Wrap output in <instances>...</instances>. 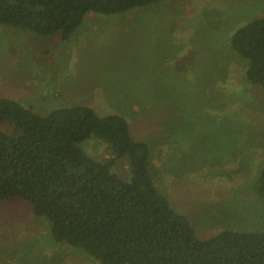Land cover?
<instances>
[{
  "label": "rangeland",
  "instance_id": "374dc122",
  "mask_svg": "<svg viewBox=\"0 0 264 264\" xmlns=\"http://www.w3.org/2000/svg\"><path fill=\"white\" fill-rule=\"evenodd\" d=\"M264 16V0H164L117 14L87 12L63 40L0 24V95L39 114L87 105L120 114L151 151L158 190L200 238L264 230V96L229 47ZM94 159L106 142L80 144ZM125 160L113 170L125 177ZM0 264H98L50 237L20 198L0 202Z\"/></svg>",
  "mask_w": 264,
  "mask_h": 264
},
{
  "label": "trees",
  "instance_id": "16d2710c",
  "mask_svg": "<svg viewBox=\"0 0 264 264\" xmlns=\"http://www.w3.org/2000/svg\"><path fill=\"white\" fill-rule=\"evenodd\" d=\"M164 0H0V24L63 40L87 12L117 14ZM229 47L244 79L264 96V16L234 30ZM96 137L112 152L91 157L80 145ZM150 145L133 138L120 114L87 105L39 114L0 95V202L20 198L47 223L57 243L98 264H264V230L222 229L200 238L189 218L155 185ZM123 159L127 174L113 170ZM254 189L264 197V166Z\"/></svg>",
  "mask_w": 264,
  "mask_h": 264
}]
</instances>
